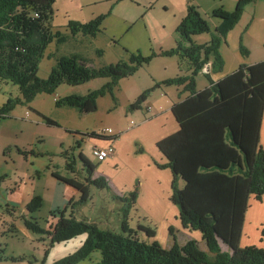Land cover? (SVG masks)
<instances>
[{"label":"trees","instance_id":"16d2710c","mask_svg":"<svg viewBox=\"0 0 264 264\" xmlns=\"http://www.w3.org/2000/svg\"><path fill=\"white\" fill-rule=\"evenodd\" d=\"M56 1L0 0V83H11L21 92V98L9 99L1 108L0 125L11 118L16 107L27 106L48 127H62L56 120L31 107L39 95L52 96L62 85L79 87L94 80L108 79L106 85L86 96L71 95L57 99V108L75 109L82 115L93 114L98 111L99 99L107 95L117 105L115 91L120 82L133 77L157 56L133 54L129 62L101 68L90 66L79 54L60 56L49 77L40 78V65L48 47L54 41L58 45L68 41L64 33L52 32ZM255 1L257 0H240L234 12L215 11V17L222 22L214 33L199 8L190 4L187 16L177 28V48L160 54L164 57L177 56L180 64L188 63L190 74L155 84L128 107L129 112L141 110L151 94L163 87L177 86L188 94L186 100L173 107L180 125L179 132L158 143V148L168 159V163L160 168L172 171L174 180L171 201L180 210L182 226L201 233L206 250L201 248L197 240H189L180 246L175 238V244L171 248H165L155 240V229L141 224H138L136 231L131 229L128 217L137 205L136 191L127 196L112 197L114 201L122 203L124 217L121 232H118L120 230L115 225L101 228L89 220L79 219V210L88 206L92 200V187L110 190L105 177L95 178L98 166L83 153L80 154V160L87 172L85 179L63 175L55 170L56 166L54 170L48 168L55 180L80 194L78 200L72 199L68 203V210L69 205H73V212L69 215L67 210H58V216L57 210L53 211L42 226L37 217L44 204L40 195L31 199L21 218L18 217L19 220L15 215L21 212L20 206L6 204L4 207L7 213L10 216L14 213L15 217L11 220V227L16 226L14 231L7 234L17 237L21 232L17 225L23 223L25 230L39 236L43 243L48 242L42 264L47 263L55 245L66 244L81 237L85 240L75 253L53 264H264V248L255 245L241 246L251 199L262 202L264 198V147L261 143L264 62L253 66L242 64L237 71L220 81L213 80V75L222 74L225 70L222 45L227 43L228 35L241 21L245 6ZM104 19L101 16L88 23L71 21L68 30L73 37L83 35L95 38L103 32ZM205 34H211V41L204 45L197 44L194 38ZM240 52L244 57L250 55L242 38ZM202 74L209 87L199 91L197 78ZM82 136L108 137L103 132L82 133ZM109 137L115 139L114 135ZM82 142L77 141L76 146L70 149L71 154L64 153L65 167L72 174H78L74 150L82 149ZM18 153L28 161L29 154H33L34 150L29 152L19 149ZM40 175L36 171L35 176ZM7 177L2 176L0 183ZM180 181L184 182L183 188L179 187ZM17 188L16 185L10 192L8 190L9 194H16ZM173 230L169 229L172 236ZM140 233L144 234V239ZM262 241L264 242V229ZM95 255L98 256L96 261ZM27 259L25 256L7 257L3 245H0V263L24 262Z\"/></svg>","mask_w":264,"mask_h":264},{"label":"rangeland","instance_id":"374dc122","mask_svg":"<svg viewBox=\"0 0 264 264\" xmlns=\"http://www.w3.org/2000/svg\"><path fill=\"white\" fill-rule=\"evenodd\" d=\"M101 1L102 0L56 1V3L54 4L55 15L52 21L53 33L60 31L65 34L67 32L68 35L71 34L70 31L67 30L69 24H65L67 17L70 16V18H72L71 20H81L85 15L84 13L97 10H101V13L95 15V19L99 18L100 14H105V19L103 22V28L105 29V32L98 38H91L80 35V38H77L78 40H69L65 44L58 45L55 42L52 43L48 47L44 56V60L40 65V78H48L54 59H57L60 56H69L74 54L75 52H81V56H83L85 59H98L96 60L98 64L103 62V64H106V66L117 64L119 62H129L131 55L133 54H140L144 57L157 55L151 60L149 64L143 67L144 69L141 68L136 73L137 75L135 74L136 76L134 75L136 83H138V87L142 88L146 84V79L148 78L149 74L148 69L149 67H152L151 65H154V70V68L158 64H160L161 61H163L162 59H179L177 56L164 57L160 54L162 52L168 51L170 48V44L175 41V38H179V36L177 35L178 27L176 24L179 13L183 10L184 0H124L123 2H119L118 0H111L110 3L114 5V9H111L112 5L103 3ZM191 1L193 0H190V4L197 7L194 2L192 3ZM144 2L149 3L145 4ZM239 2L240 0H238L237 3L235 0H201V5L199 6L201 8V11L206 14V20L210 23L213 33L216 30V26L221 21L220 18L215 17L214 12L217 10H237ZM249 7L250 8H248V5L245 6V15L243 14V20H247V25L249 24V21L253 15V5H250ZM243 27L244 23L241 22V25L239 26V28H237V31H242ZM207 37H210V35H208ZM241 37L242 35L239 34V32H231V35L227 37V43L225 44L226 46L223 51V58L227 59V66L229 65V67L236 66L237 60L239 59H246L245 57H242L240 53ZM84 38L87 39L84 42L79 40ZM177 42L175 48H177ZM243 45L244 47H246L244 43ZM246 48L250 52V49L248 47ZM98 51L101 52V56H98L96 54ZM50 55H52L51 58H49ZM150 69L152 71V68ZM200 78L201 81H198L199 87L203 86L201 85L202 83H208L205 77ZM127 87L130 88L131 84H129ZM70 89H72V87L62 85L58 89V92L59 94H61V96H65L64 94H66L67 90ZM134 94L135 90L122 91L118 96L115 95L117 98V105L116 102H114L113 98L110 95H107L105 100L101 102L99 112L97 111L93 114L85 116L86 123L91 126H95L96 128H100L101 126H104L106 128L109 127L110 129H113V131L116 130L117 126L125 125L127 121L126 104H128V100H135L134 98L136 97H134ZM17 98H21V92L17 86L6 82L0 83V110L9 99L15 100ZM33 106H35L48 116L51 115L58 118L59 120H63V118L61 119V117H59V115L57 114V110L52 103L51 96H48L46 94L40 95L33 103ZM24 107L27 106L16 107L15 111L11 113V118L4 120L0 125V178L5 175L8 176L7 179L5 178V180L0 183V205L2 206L0 208V229L5 231L4 234L10 233L11 230L14 231L16 229V226L11 227V220L15 219L14 213L12 214L13 216H10L4 206L6 204L11 205L13 204V202L21 204V202L19 201H22V199L19 200L18 196H15L16 194H9V192L16 187V183H18V185L20 184V181L16 176H23V174H25V172L29 171V168H31L29 166V164L31 163L24 161V159L20 157L18 153L19 149L29 152L31 150H34L33 154H29V159L35 161V167L33 166V168H31V172L34 175L36 174V171H39L41 173L40 178L42 186H46L48 183H54L53 176L51 174H48V168L54 170L55 166L57 167L55 169L56 171L70 175L73 178L85 179L87 177V172L84 171L83 162L80 160V154L82 153L89 160L98 165L96 160H94L91 156V145L82 142V150H74V156L77 163V172L79 175L72 174L67 171L65 167L66 161L64 153L71 154V150L66 146L55 150V148H57L56 139L62 135L66 136L67 134L63 130L56 129H53L52 132L50 131L51 128H48L43 122L40 123L43 124L47 128V130L43 129L41 126H38L35 121H33V125L31 127V123L29 121L32 119H30L26 115V109ZM134 113L137 112H127V114H129L128 117L132 118ZM22 129H27V131H23V133H20ZM18 130L20 132L15 133V131ZM38 138H42L43 142L36 141ZM73 139L74 136H68V138H66V145L72 147L76 146L75 142L73 144H69V142H72ZM69 156L72 158L71 155ZM59 183L65 185L62 182ZM93 191V204L90 202V206L88 205L85 208L79 210L80 212L77 214L78 217L80 216L82 219L88 220L95 219L96 217V220H99L97 219V216L99 218L101 213L100 209L103 206L100 204L102 203L103 196H106L108 192L97 188H93ZM43 193L44 189L42 191V194ZM44 196H48V193L45 192ZM79 198L80 194L77 195V199L70 197L69 199H67L66 203L57 201L54 205H52L48 200H45L43 208L37 214L40 224L44 226L45 221L48 220L50 216V213L56 210L57 215L58 210L60 212L67 210L70 215L71 212H73V205H69L70 208L68 210V203L72 199L78 200ZM117 203L118 202L110 200V202L108 203V205H110L109 215L112 219L110 220V222L112 224H116V228L119 227L118 230H120L118 232H121L120 226L124 214L121 211L122 203H118L119 206H117ZM19 206L21 212L15 215L16 218H21L22 212H25L26 205H24L23 203V205ZM20 218H18L17 220H19ZM128 221L130 228L134 231L138 229L139 222V224L141 225L143 224L150 226L157 232V225L154 223L153 219L149 217V214H145L139 206L137 208H133L130 211ZM19 225H17L19 231H21L20 233H18L19 237L17 236V238L14 235L10 236V240L8 239L7 241H5V243H3L5 255L7 257H22L27 255L25 257L28 259L24 261L25 263L42 264L43 258L45 256L44 252L48 245L46 243H43L39 236L33 235L32 233L27 231V229L25 230L23 223ZM159 226H161V224H159ZM21 227L24 229H22ZM160 234V242L156 239L155 240L164 247L163 244H165L166 240L164 234L161 231ZM143 235L144 234L140 233V236ZM167 235L170 238L169 241H167V244L168 246H171V241L174 239V235L172 236L168 230ZM175 236L179 240V236L177 235V233ZM83 238L84 237L77 238L68 244L55 245L54 249L50 251L46 264H53L54 262L75 253L80 248L78 246L80 239ZM142 238L144 239L145 237L143 236ZM37 240H39V242H37ZM0 243H2V240L0 241ZM37 248L39 251L36 250ZM203 248L206 250V245H204ZM24 262H16V264ZM86 264L92 263L87 262Z\"/></svg>","mask_w":264,"mask_h":264},{"label":"crops","instance_id":"0c3cea01","mask_svg":"<svg viewBox=\"0 0 264 264\" xmlns=\"http://www.w3.org/2000/svg\"><path fill=\"white\" fill-rule=\"evenodd\" d=\"M110 1L111 0H102L101 2L112 5ZM118 1L123 2L124 0H118ZM235 1L236 3L238 2V0ZM191 2L192 3L194 2V4L200 9L199 11L201 12V14L206 18V14H204L201 11V8L199 6L201 5L200 4L201 0H193ZM189 5H190V0L183 1V10L179 13L176 24L177 27H179L178 25L187 16ZM250 5H253L252 7L253 15L249 21V24L247 25V20H243L244 19L243 16L245 15L244 13L241 21L239 22L240 24H238L237 27H235L234 30H232V33L239 32V34L242 35L241 38L243 39V43L246 45V47L250 49L249 52L250 55L248 57H245L246 59L237 60L236 66H232V67H229V65L227 66V59H224L225 60L224 72L222 74L213 75V80L216 82L220 81L226 76H229L230 74L237 71L242 64H245L247 66H253L264 62V0H257L254 3H250L248 4V8H250L249 7ZM111 9H114V5H112ZM234 11H228V12H234ZM99 13H101V10H97L93 12L88 11L87 13H84L85 15L81 20L79 19L71 20L72 18H70L69 16L67 17L65 24L68 25L69 22L71 21L88 23L95 20L94 18L96 17L95 15ZM104 15L105 14H100L99 17ZM221 22L222 21H220L216 27H218ZM241 22L244 23V27L242 31H237V28H239ZM104 32L105 29L103 28V32L100 33L95 38H98ZM65 35L68 37V41L69 40L73 41L76 40L77 38H80V35L73 37L71 34L68 35L67 32ZM208 35H210V37H207ZM230 35L231 32L229 36ZM241 38H240V42H241ZM211 39H212L211 34L196 36L194 38L196 43L200 45L208 44L211 41ZM79 40L84 42L87 39L84 38ZM177 40L178 37H176L175 41L172 42V44H170V48L168 51L173 50L176 47ZM225 46L226 45L223 44L221 48L222 56ZM99 52L100 51H98L96 54L98 56H101ZM80 53L81 52H75L74 54L81 55ZM241 56L244 57L242 54ZM50 57H52V55H50ZM57 60L58 59H54L51 70L55 66ZM85 60L88 61L90 66H93L95 68H101L106 65L103 64V62L98 64L96 62V60L98 59H85ZM162 60L163 61H161V63L158 64L154 68V70H153L154 65H151L152 67H149L148 69L149 74H148V78L146 79V84L144 85V87L142 88L138 87V83H136L135 80V76L137 74L134 77L122 80L119 86L117 87L115 91L116 96H118L122 91L135 90L134 97L136 98H134L135 100H128L127 102L128 104H126L127 121L125 125H119L117 126L116 130H114L113 133L115 139L110 138L109 137L110 135H105L108 137H102V138L83 137L82 133L87 134L94 132L101 134L103 130L109 127L106 128L104 126H101L100 128H96L95 126H91L85 121V116L87 115H82L77 110L71 108H57L55 104L57 99L64 98L67 96H71V95L86 96L88 93L94 90H98L102 88L104 85H106L108 83V79H98L83 86L72 87V89L67 90L66 94H64L65 96H61L58 90L54 95L52 96L48 95L51 96L52 103L54 104V107L57 110L56 112L59 115V117H61V119L63 118V120H59L58 118L51 115L48 116L47 114H44L41 110L33 106V103L36 100L31 104V107L34 110L56 120L61 126L63 125L60 128L48 127L42 121L40 116H38L34 112H31L28 107H24V108L26 109V115L30 119H32V120L29 119L30 120L29 122L31 123L29 124L31 127L33 125V121H35L38 126H41L43 129L47 130V128L40 123L43 122L48 128H51L50 131H52L53 129L63 130L67 134L66 136L62 135L56 139L57 148H55V150H58L65 146L69 147V149L72 148V146L66 145V138H68V136H74L73 141L69 142V144H73L74 142L77 143V141L82 140L83 143L91 145V151L93 147L107 148L109 145H113L115 147V154L110 159L102 162L99 161L98 159L93 158L98 163L97 165L98 167L95 173V178L99 176L105 177L109 183L110 190L109 191L105 190L106 192H108V194L106 196H103L102 203L100 204L103 205L100 209L101 213L99 218L97 216V219H99L100 221L96 220L95 217V219H88L90 222L96 223L103 228H111L112 227L111 225H116L110 222V220L112 219L109 215L110 205H108V203L110 202V200L114 201L112 198L113 195L127 196L128 194L136 191L138 192V201H137V206H135V208L139 206L145 214H149V217L153 219L154 223L157 225L156 240L158 241L160 240V235H161L160 231H161L164 234L166 240L165 244H163L165 248H171L175 244L174 239L171 241L172 243L171 246H168L167 244V241H169L170 239L167 235V230L169 231L170 228H173L174 229L173 235L177 244L183 246L189 240L193 239V240H197L200 243L201 248L205 250L203 248L205 244L202 240L201 233L193 232L190 229H185L182 226L180 220V210L171 201V197L173 193L172 184L174 180L172 171L168 168H162V169L160 168V166H165L168 163V159L158 148V143L179 132L180 125L173 113V107L174 105L186 100V98H188V94H186V92H183V89L177 86L163 87L161 89H157L156 91H154L151 94V96L148 98V100L143 104L141 110L134 111L137 113H134L132 118H129L128 117L129 114H127V112H129L128 107L131 104H133V102H135L137 98L140 95H142L143 92L146 91L147 89H150L153 86H155V84L162 83L163 81L174 79L178 76H187L190 74V67L188 63L181 62L180 64L179 59H162ZM150 68H152V71ZM200 77H204V75L202 74L197 78V88L199 91H203L209 87V84L205 82L201 84L203 85L202 87H199L198 81L201 79ZM129 84H131L130 88L127 87ZM105 98L106 96L99 99L98 112L100 110L101 102L105 100ZM23 131H27V129H22L21 132L18 130L15 131V133L18 132L23 133ZM78 133H80L81 135L80 134L78 135ZM69 134H73V135H69ZM36 141L43 142L42 138H38ZM261 143L264 147V116H263L262 128H261ZM81 147L83 148V144ZM91 156H92V152H91ZM26 162L31 163L29 164L31 168H33V166L35 167L34 164L35 161H33L32 159H28V161ZM31 168H29V171H26L25 174H23V176H18V175L16 176L17 179L20 181V184L18 185V183H16L18 188L16 190L15 196H18L19 200L22 199V201H19L21 202V204L13 202L14 205L19 206V205H23V203L24 205H27L31 201V199L36 195H40L41 197H43L44 202L45 200H48L52 205H54L55 202L57 201H62L66 203L67 199H69L70 197L77 199V195H79L77 191L73 190L68 186L60 184L55 179H54V183L52 182V183H48L46 186H42L40 176L36 177L31 172L32 171ZM48 174H51V171H49ZM63 175L65 174L63 173ZM179 187L180 188L184 187L183 181L179 182ZM93 188L94 187L91 188V194L94 192ZM43 189H44V193L45 192L48 193V196H44V193L42 194ZM91 203L93 204V199L91 200ZM117 206H119L118 203ZM78 218L82 219L80 216ZM159 224H161V226H159ZM263 229H264V198L262 202L257 201L255 198H252L251 207L249 208L246 215L241 246L248 247L255 245L259 248H264V242L262 241ZM4 233L5 231L0 229V241L2 240V243H0V245H3V243H5V241H7L8 239L10 240V236H12L10 234H4ZM176 233L179 236V240L175 236ZM84 240L85 238L80 239V242L78 244L79 247L82 246ZM223 248L224 251H227V248L225 247ZM36 250L39 251L38 248ZM97 258L98 256L95 255L94 261H96ZM0 264H16V262H11V261L1 262ZM20 264H27V263L24 262Z\"/></svg>","mask_w":264,"mask_h":264},{"label":"built area","instance_id":"2783aa9c","mask_svg":"<svg viewBox=\"0 0 264 264\" xmlns=\"http://www.w3.org/2000/svg\"><path fill=\"white\" fill-rule=\"evenodd\" d=\"M205 72H207V70H205ZM113 132L114 131L112 129H106L103 131V134L113 136ZM91 152L94 159H98L103 162L113 157L115 154V147L113 145H109L107 148L93 147Z\"/></svg>","mask_w":264,"mask_h":264}]
</instances>
